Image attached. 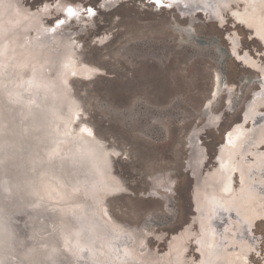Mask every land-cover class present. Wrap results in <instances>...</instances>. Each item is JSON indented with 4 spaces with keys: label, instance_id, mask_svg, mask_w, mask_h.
I'll use <instances>...</instances> for the list:
<instances>
[{
    "label": "rangeland",
    "instance_id": "1",
    "mask_svg": "<svg viewBox=\"0 0 264 264\" xmlns=\"http://www.w3.org/2000/svg\"><path fill=\"white\" fill-rule=\"evenodd\" d=\"M11 1L0 0V36L4 34L0 37V39L4 38L3 42L0 40L2 51L5 48V35L9 33L10 27L12 30L25 27L30 41L39 29L51 28L59 21L58 18L62 17V10L66 4H79L85 6L87 10L92 8L94 13L87 12L91 18L85 16L87 19L85 20L83 12L86 9L84 8L83 12L75 10L74 13L75 15L78 13V17L71 27L66 28V32L71 33L70 40L74 41L76 48L74 54L80 62L79 65L92 64L102 72L92 76L91 79H83L79 76L70 78L72 94L82 106L79 123L76 125L71 123V130L78 134L82 124L80 122L83 121V126L94 129L99 138L106 140L108 146L118 152L114 157V176L117 180L123 181L131 189L132 194L112 193L106 195L103 203L99 202V198L95 200L90 197L89 202L80 201L73 204L76 205L75 208H80L66 218L69 221L66 222V228L72 226L81 230L78 238L86 240L93 255L99 253L95 248L96 240L98 235L104 233L107 236L108 246L105 264H181L178 261L179 251L175 249L171 252L170 242L173 234H178L181 229L189 227L192 238L185 235L178 245L180 246V243L190 245L188 251L184 253V264H197L200 255L197 253L194 238L203 230L205 219L199 218L198 212L193 210V205L195 206V197L196 200L200 198L202 201L205 195L199 191L194 194L195 182L193 184L190 174L192 171L187 166L189 154L187 139L193 129L201 127L207 121L208 115L223 113L219 128L209 129L201 138L208 150L206 168L211 167L212 158L223 141L224 132L239 120L256 92L264 95L261 83L256 81V79H264V25H262L264 0H161L160 4H154L153 0H118L114 6L109 5V8L99 7V4L105 0H13L12 6H9ZM111 1L106 2L111 3ZM43 5L49 7L46 10L42 9V12L38 11L40 18L31 15L30 10L36 12L41 10ZM11 13L13 17L9 26H5L4 21ZM191 19L198 22L193 25ZM261 25L263 27H260ZM7 45V50L12 51V42H8ZM2 51H0V64ZM250 58L254 60L251 61ZM222 59L225 61L224 67L220 64ZM44 60L42 57L30 54L21 59L12 72L15 89L13 91L16 93V97L12 98L13 101L9 99L7 93L12 84L6 77L0 79V105L7 99V103L10 105L11 102L10 106L14 105L12 107L16 108L19 115L27 112L28 104L24 97L29 94L33 95L34 103H37L36 101L42 105L48 103L41 96L40 100H36L37 90L43 87L44 89L41 90L45 92V89L47 90L51 85L48 84L49 75L44 67ZM247 62L252 64L247 65ZM219 68H222L223 75L233 86V92L223 90L219 100L214 103V108L205 110L206 101L213 88L214 72ZM30 70H34L35 74ZM31 73L35 79L31 78ZM230 96L234 99L232 109L228 108L227 104ZM260 96L257 97L261 99ZM8 99L11 101L9 102ZM64 105L61 112L64 110L65 114L66 104ZM257 105L261 107L258 109L257 119L248 126L250 127L248 141L252 142L251 145L248 144L253 151L245 156V161L249 165L264 169V140H262L264 132L262 131V134L260 130L264 125V104ZM70 109L66 112L67 115L71 112ZM63 117L65 116L58 115L59 119L56 117L51 121L58 134L63 127ZM1 119H5L4 115H0ZM43 120L30 117L27 126L30 125L29 127L34 131L40 129L42 135L47 137L49 128ZM59 138L62 139L57 136L56 142L61 140ZM258 143L260 144L257 145ZM0 147L5 148L6 145ZM255 147L257 149H254ZM69 161L63 162L67 188L58 185L50 176L28 182L21 175L19 185L12 186L10 190H1L5 201L17 200V198L26 201L23 209H10L14 210L13 216L17 215L22 223L18 234L14 237L16 243L8 242L9 238L1 232L2 225L0 226V243L6 250L14 249L15 254L22 255L44 249L48 239V229L45 227L38 229L24 207L31 204L37 207L38 211L40 209L45 211L53 204L67 203L69 200L74 202L79 199L78 191L83 186H88L87 176L82 174L81 161H76L74 158ZM164 173L169 174L171 182L176 181L173 192H165L166 186L159 191V195L169 194L168 199L172 204L168 205L167 210L164 209V203L159 197L149 195L152 186L157 185L150 178ZM48 184L67 199L54 200L51 193L47 192ZM162 184L165 185V182ZM91 187L89 192L98 196V190L102 189V186L94 183ZM241 196H239L240 202H243L245 198ZM97 202L101 206L107 203L109 215H106L110 217L111 214L117 226L115 224L109 226L96 213L99 210L96 206ZM94 206L97 210L93 209ZM205 206L204 210L213 214L211 207L207 209L208 205ZM236 206L232 208L235 214L240 217L245 216L246 209L243 206L239 207V203ZM262 208V213L253 217L250 222L249 230L254 243L253 247L250 246L246 251V255L251 256V262L248 256L247 264H264V207ZM87 210L90 215L86 214ZM75 212L81 213L80 216L74 214ZM230 213L223 210L218 215V219L220 218L225 224L222 229L219 227L220 224L214 221L213 224L211 223V217L207 218L210 227L218 226L216 232L224 239L222 246L224 253H227L228 249L232 252L236 248L234 242L229 241L227 237L235 227L233 223L237 221ZM81 216L85 219L81 220ZM3 221L7 222V219L4 218ZM231 224L234 226L232 227ZM137 226L148 228L142 229V227L137 231ZM215 229L216 227L210 233L213 232L214 235ZM149 232L170 235L164 241H160L155 236L150 238ZM121 234L129 235L120 238L118 235ZM115 241H120V245L115 247ZM121 245L122 252L118 250ZM215 264L221 263L218 261Z\"/></svg>",
    "mask_w": 264,
    "mask_h": 264
},
{
    "label": "bare ground",
    "instance_id": "2",
    "mask_svg": "<svg viewBox=\"0 0 264 264\" xmlns=\"http://www.w3.org/2000/svg\"><path fill=\"white\" fill-rule=\"evenodd\" d=\"M12 1L9 3V6H12ZM106 1L108 0L101 2L99 4V7L109 8V5H111L110 7H112L115 3L118 2V0H112L111 3ZM14 6L15 4L13 5V7ZM48 7V5H43L41 10L39 9L36 12L30 10L31 15H33L34 17L36 16L38 19V16L40 18L39 12H42V9H48ZM69 7H71L73 11L82 10V12L85 8V6L83 7L79 4H66V6H64L62 10V17L58 18L59 21L53 27L51 26V28L47 29H45L44 26L41 25L42 28H44L43 30H46L47 32L44 33L42 32V29H39V32H37L36 36L34 35L32 37L33 39H31L30 41L27 36V30L25 27H21V29L19 28L15 30H12V27H10V29L8 30L9 33H6L7 35H5V48L3 49V51L0 48V51H2L1 53L3 54L1 55L2 60L0 64V79L2 80V78L6 77L7 81L9 80V82L12 84L11 88L9 89V92H7L9 99L11 98L12 100L14 96L16 97V93L15 91H13L15 89L13 88L14 79L12 78V72H14L13 70L18 66L21 59L25 55L30 54L31 56L42 57L45 59L43 61V64L45 69L48 70V84H51L47 90L45 89V92L41 90L43 88L42 87L37 90L38 93L36 94V100H40V98L43 97L42 99H44L48 103H45L43 105L38 103V101H36L37 103H34V98L32 97V94H29L24 97L28 104L26 108L27 112H23L22 114L18 115V111L15 110L16 108L14 109L12 107L14 105L10 106L11 100L9 99L8 101L10 102V105L7 103V99L4 100L5 102L0 105V115H4L5 118L4 120H0V146L6 145L5 148L0 147V226L2 225L1 232H3L4 235L8 236V242L16 243L14 237L15 234L17 235L20 230L19 226L22 225L20 224V219L17 215H15V221L13 220V223H11L9 215H11L14 210L10 209L12 206L13 208H22L26 201L20 199L14 200V203H9L8 200L5 201L4 197H2L1 190H10V188L14 185L16 187L17 184L21 182V175L28 182H32L50 176L51 178L56 180L58 185L67 188V177L63 171V162L69 161V159L72 160V158H74L76 161H81L82 174L84 176H87L88 181H86L88 182V186H83L81 190L78 191L80 192V194L79 199L77 201L73 202L69 200V202L67 203H56L45 211H40L41 209L38 211L37 207H34L31 204L26 205L24 207V210L27 212V215L31 217L32 222L35 223L38 229H41L42 227L48 229V239H46L47 242L45 244L44 249H40L39 251L33 250L30 251L28 254L22 255L15 254L13 248V250L7 249V251L0 243V253L2 254L3 262H5L6 264H105V255L107 254L106 249H108L107 236L104 233L98 235V238L96 240L97 245H95V248L98 249L99 253L93 255L90 253V247L88 243H86V240H84L83 238H78L79 234H81V230L72 228V226L66 228V222H69L66 218L70 217V214H72L73 211H78V208H80L78 206V208H75L76 205L74 206L73 204L79 203L80 201H82V203H84L85 201L89 202L90 197L92 199L94 198L95 200L99 198V202L102 201L103 203L106 199L107 194L118 192H130L132 194L131 189H129L123 181L117 180L114 176V157L118 155V152L114 148H110L106 140L99 138L94 129H91L86 125L83 126V121L80 122L83 125L81 124V126L79 127L78 134L74 130H71V123L75 125L79 123L78 119L81 117L82 114V106L81 103H78L76 97H74V95L72 94L70 78L79 76L83 79H91L92 76L102 72L99 68L92 64L81 63L82 66L79 65L80 62L77 61L75 56L76 54H74L76 53L74 41H72V39L70 40L71 33L66 32V28L68 26H72L73 21L76 20V18L78 17V13L76 15L69 16L67 14V9ZM87 12V9L85 10V12H83L85 20H87L86 17L88 18L89 16ZM12 17L13 14L11 13L10 17L7 18L8 20L6 19V21H4L5 26H9L8 24L11 21L10 19ZM89 17L91 18V16ZM92 18L94 19L95 17ZM259 19L260 18H258V20ZM61 21H63V23H61ZM197 22L198 21L191 19V23L193 25ZM262 25H264V23ZM262 25L260 27H263ZM86 29H88V27ZM2 39L4 40L3 37ZM2 39H0L1 42H3ZM10 41L13 44L12 51L7 50V44ZM224 55L225 53L222 54L223 57ZM250 60L253 61L254 59L252 60L250 58ZM244 61L246 62V59H244ZM256 61L257 60H255V62ZM224 63L225 61L224 59H222L220 64L223 66ZM247 63V65L252 64V62ZM75 64L76 67H74ZM19 66L21 67V65ZM253 66L254 64L252 65V67ZM260 66L262 67V65ZM221 69L222 68H219L214 72L213 88L210 97L206 101L207 104L205 106L206 108H204L205 110L214 108V103L219 100L223 93V90H227L229 93L233 92V86L228 81V78L223 75ZM33 73L35 74V72ZM25 76L27 75L25 74ZM37 76H39V74ZM31 78H33V74ZM36 80H38V78ZM256 81L261 83V89L262 91H264V79H256ZM40 83L41 82H39V85ZM16 85L18 86V84ZM2 88H4V86ZM32 91H35V89H32ZM254 95V98L251 99L247 107L245 106L246 108L244 111V122L238 120L224 132L223 141L217 148L219 153L218 158L216 161H214L215 164H213L211 167L206 168V166H208V150L207 147L204 146L201 138L202 135L206 133L209 129L219 128V124L223 118V113H213L211 115H208L207 121H205V123L201 127L198 126L197 128L193 129L190 135L188 136L187 142L189 147V154L187 159V166L192 171V175L196 180L194 184V194L199 191L203 192L205 195L204 198H202V201L200 200V198L199 200L197 199L198 201L196 200V197L194 198L196 205L195 210L198 212L199 218L203 217L205 219L204 224L202 226L203 230L199 232L194 238L195 244L197 245V253L200 255L197 264H215V262L218 261L221 264H247L246 260L248 256L250 259L249 261L251 262V256L246 255V251H248V248L250 246L253 247L254 243V238L252 236L251 230H249V226L252 218L259 216L258 214L262 213L261 210H263L262 207H264V169L259 166H256V168L252 166V164L249 165V163L245 161V156L250 155V152L253 151L250 149V145L252 142L248 141V133L250 132V127L248 126L253 121L255 122L257 119L256 115L259 113L258 109L261 108L260 105L257 104H264V95L261 94V92H256ZM257 96H260L261 99H259ZM3 98H1V100H3ZM61 100L64 102L62 103ZM64 104H66V112H68L69 108H71V112L68 115L66 114V112L65 114L63 113L64 110L63 112H61L63 109L62 106H65ZM227 104L228 108L232 106L233 99L231 98V96ZM58 115L65 116L62 118L63 127L59 134L56 132L54 124L52 125L51 123V121L55 120L56 117L58 118ZM30 117L44 119V124H46L49 128V136L44 137V134L42 135V133L39 131L40 129L34 131L29 127L30 125L27 126V121H29ZM260 130L261 133L262 131L264 132V125L260 127ZM57 136L62 137V139L59 138L61 139L59 142H56ZM248 143H250V145ZM259 144L260 143H258L257 145ZM256 147L254 149H257ZM254 154L255 153H253V156ZM150 180L157 183V185L152 186V189L150 188V197H159L164 203V209H166L168 205L172 204L171 202H169L170 200L168 199L169 194L161 195V193L159 195V191L161 189H164L163 186H166L167 190H165V192H173L176 181L172 180L171 182V178L168 173L156 176L153 175ZM168 181L170 182L168 183ZM162 182H165V185H163ZM94 183L98 184V186H102V189L98 190V196H94L89 192L90 187ZM46 189L47 192L51 193V197L54 198V200L55 198H59L61 200H64L63 198L67 199V197H64L62 194H60L56 188L51 186V184H48L46 186ZM73 191L76 192L75 190ZM240 195L245 198L243 202H240ZM99 202H97L96 204V206L99 207V210H97L96 206H94L93 209L95 208L97 210L96 213L101 216V218L106 222V224L112 226V224H115V222L113 221L114 218L113 216H111V214L110 217H107L106 215H109L107 203H104V205L101 206V202ZM238 203L239 207L243 206L246 209L245 216L243 215L242 217H240L236 215L233 211L234 209L232 208L237 207L236 204ZM206 204L208 205V207ZM204 206L207 207V209H210L211 207V211L213 212V214H210L208 211H205ZM71 207H74V209ZM254 208L256 209L253 210ZM223 210L229 213L231 212L230 215L232 214V216L237 220L233 223L235 227H233L234 225L231 224L233 227L232 232H229L227 234L229 241H233L236 248H234L235 250L232 252L228 249L227 253H224L222 251L224 239H222L219 233L216 232L218 231V226L215 225L216 229L213 235V232L210 233V231H212L215 227L213 225H211L212 227H210V225H208L210 222L207 221V218L211 217V223L212 221H214L218 225L220 224L219 227L220 229H222L225 224L220 218L218 219V215H220V212H222ZM88 211L89 210L86 211V214L90 215ZM74 214L80 216L81 213L75 212ZM11 217L14 218V216ZM4 218L5 220L7 219V222L3 221ZM82 219L84 220L85 217L83 218L81 216V220ZM87 219H89V217H87ZM76 224H78V222H76ZM147 225L149 224L147 223ZM82 226H84V224ZM228 226L229 225L227 223V227ZM137 227V231H140V228L142 227V229L148 228L147 226ZM229 230H231V228ZM123 235L128 236L129 234H121L118 236L121 238ZM169 235L170 234H167L166 236L164 235V233L151 234V232H149L150 238L152 236H155L156 239L160 241H164ZM185 235H188L192 238L191 230L189 227L181 229L178 234H173V236L171 235L172 240L170 242L171 252H173L175 249L179 251L178 261L181 264L185 263V259H183L185 256L184 253L186 252V250L188 251V248H190V245H186L183 243H180V246L178 245V242H180L182 240V237ZM120 238L119 240L121 241ZM120 241H115V247L118 244L120 245ZM121 247L122 245L118 248V250L122 252L123 248ZM242 249L244 250L243 252L241 251Z\"/></svg>",
    "mask_w": 264,
    "mask_h": 264
},
{
    "label": "water",
    "instance_id": "3",
    "mask_svg": "<svg viewBox=\"0 0 264 264\" xmlns=\"http://www.w3.org/2000/svg\"><path fill=\"white\" fill-rule=\"evenodd\" d=\"M39 6V5H38ZM233 101H234V99H233ZM239 120L240 121H242V122H244V112H243V114H242V116L239 118ZM218 155H219V153H218V149L216 150V152H215V154H214V156H213V158H212V162H213V164H215L214 163V161H216L217 160V158H218ZM212 164V165H213ZM190 174H191V177L193 178V184H194V182L196 181L195 179H194V177H193V175H192V172H190ZM193 184H192V186H193ZM191 186V187H192ZM191 191H192V188H191ZM195 208H196V205L194 206L193 205V210H195ZM112 213V212H111ZM191 221H192V218H191ZM0 264H6L5 262H3V259H2V254H0Z\"/></svg>",
    "mask_w": 264,
    "mask_h": 264
},
{
    "label": "snow or ice",
    "instance_id": "4",
    "mask_svg": "<svg viewBox=\"0 0 264 264\" xmlns=\"http://www.w3.org/2000/svg\"><path fill=\"white\" fill-rule=\"evenodd\" d=\"M153 3H154V4H160V3H161V0H153ZM88 12H89L90 14H94L93 11H92V9H88ZM67 14H68L69 16H73V15H75V13H74V11H73V9H72L71 7H69V8L67 9ZM61 23H63V21H61Z\"/></svg>",
    "mask_w": 264,
    "mask_h": 264
},
{
    "label": "trees",
    "instance_id": "5",
    "mask_svg": "<svg viewBox=\"0 0 264 264\" xmlns=\"http://www.w3.org/2000/svg\"><path fill=\"white\" fill-rule=\"evenodd\" d=\"M17 200H20L19 198H17ZM12 203H14V200L13 199H11L10 200ZM10 201H9V203H10ZM11 208H13V206L11 207ZM10 216V220L11 221H13L14 219H15V216H14V218H12L11 216H13V213L11 214V215H9ZM20 224H22L21 222H20Z\"/></svg>",
    "mask_w": 264,
    "mask_h": 264
}]
</instances>
